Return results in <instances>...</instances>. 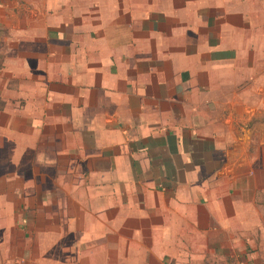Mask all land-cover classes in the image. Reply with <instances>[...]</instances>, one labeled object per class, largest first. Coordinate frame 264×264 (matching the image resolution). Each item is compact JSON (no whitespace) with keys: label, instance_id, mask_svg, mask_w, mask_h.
I'll return each instance as SVG.
<instances>
[{"label":"crops","instance_id":"crops-1","mask_svg":"<svg viewBox=\"0 0 264 264\" xmlns=\"http://www.w3.org/2000/svg\"><path fill=\"white\" fill-rule=\"evenodd\" d=\"M263 69L264 0H0V264L264 246Z\"/></svg>","mask_w":264,"mask_h":264},{"label":"rangeland","instance_id":"rangeland-1","mask_svg":"<svg viewBox=\"0 0 264 264\" xmlns=\"http://www.w3.org/2000/svg\"><path fill=\"white\" fill-rule=\"evenodd\" d=\"M264 72V69H263ZM250 89L256 88V83H249ZM260 85H264V82L259 83ZM241 85V84H240ZM254 85V86H253ZM251 237L254 239L253 242L249 243V245H245L246 249H250L251 251L247 252L245 254L244 258L242 259L240 256V253H238V249L234 252L233 256H220L218 253L216 255L209 254L208 256L204 257V263L205 264H257L256 262L259 261L261 264L263 262L262 258L258 257V252L262 249H264V246H262L261 243H258L255 235L252 234ZM239 244V243H236ZM242 245H237V247H240ZM242 253V252H241Z\"/></svg>","mask_w":264,"mask_h":264}]
</instances>
